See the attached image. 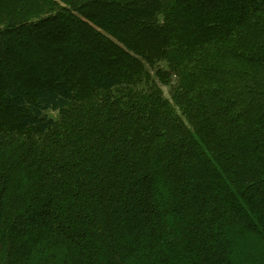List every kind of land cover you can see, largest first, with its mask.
I'll return each instance as SVG.
<instances>
[{"label": "trees", "instance_id": "1", "mask_svg": "<svg viewBox=\"0 0 264 264\" xmlns=\"http://www.w3.org/2000/svg\"><path fill=\"white\" fill-rule=\"evenodd\" d=\"M0 264H264V0H0Z\"/></svg>", "mask_w": 264, "mask_h": 264}, {"label": "rangeland", "instance_id": "2", "mask_svg": "<svg viewBox=\"0 0 264 264\" xmlns=\"http://www.w3.org/2000/svg\"><path fill=\"white\" fill-rule=\"evenodd\" d=\"M126 11V14H127V9L125 10ZM107 19H109V18H107ZM116 21V20H115ZM153 75V79L156 81V82H160V80H159V78L158 77H156V74L155 73H153L152 74ZM155 76V77H154ZM163 86V85H162ZM163 89H164V91H165V94L167 95V96H169V88L165 85V86H163ZM49 113V115H51V116H53V117H55V118H58L59 116H60V114H59V112H57V111H49L48 112Z\"/></svg>", "mask_w": 264, "mask_h": 264}]
</instances>
